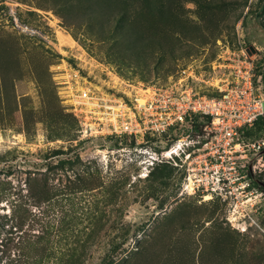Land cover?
<instances>
[{"label":"rangeland","instance_id":"374dc122","mask_svg":"<svg viewBox=\"0 0 264 264\" xmlns=\"http://www.w3.org/2000/svg\"><path fill=\"white\" fill-rule=\"evenodd\" d=\"M90 2L0 0V264H264V190L252 184L264 152L250 196L188 194L176 169L167 185L152 179L151 146L121 144L79 101L88 90L136 106L241 44L264 71L259 0ZM23 198H35L27 217Z\"/></svg>","mask_w":264,"mask_h":264},{"label":"built area","instance_id":"2783aa9c","mask_svg":"<svg viewBox=\"0 0 264 264\" xmlns=\"http://www.w3.org/2000/svg\"><path fill=\"white\" fill-rule=\"evenodd\" d=\"M227 49L209 71L155 89L144 102L136 98V106L88 90L82 91L79 101L93 105L88 111L91 123L106 125L110 118L106 125L110 136L121 144L151 146L153 164L157 160L174 165L183 192H200L204 197L218 193V198L250 196L253 171L262 169L253 159L263 155L264 138L246 140L244 133L264 117V78L257 74L256 53L253 56L242 44L234 51ZM196 117H200L199 131L194 128ZM177 129L181 132L171 137V130ZM166 134L171 144H156ZM218 187H222L219 192Z\"/></svg>","mask_w":264,"mask_h":264},{"label":"trees","instance_id":"16d2710c","mask_svg":"<svg viewBox=\"0 0 264 264\" xmlns=\"http://www.w3.org/2000/svg\"><path fill=\"white\" fill-rule=\"evenodd\" d=\"M89 1H91L90 4H89V6L92 3H94V2L104 1V3H106L105 6H108L109 8H111V11L112 12H115V10H117V9H119V10L126 9L129 6V4L131 3L132 0H89ZM155 1H156L157 4L163 3V0H155ZM116 2L117 3H120V4H123L124 5V8L123 9L118 8L117 5H119V4H117ZM104 3H101L100 5H97V7L103 6ZM257 15L259 17H261L262 24L264 26V0H259ZM261 73H262L263 78H264V71L257 69V74H261ZM206 117L208 118V116H206ZM199 124H200V117H196L195 118L194 128L196 130H198V131L200 130L199 129ZM253 127L257 128L260 131L263 130L264 129V117H260L258 120L255 121V123L252 126L245 128L244 136H245V139L246 140H249V139H252L253 140V138H247V137L251 136V134H252L251 133V130H252L251 128H253ZM172 131L173 130H171V134H172ZM167 137L168 136L166 134V137L164 136L163 138H167ZM171 137H173V134L171 135ZM114 138L116 140H118V138H116V137H114ZM169 145H167L166 147H168ZM61 153H63V150L57 149V150H53L51 155L55 156V155H59ZM47 158H48V156L46 155L44 159H47ZM177 159H179V158L177 157ZM68 163L69 164H74L76 162L75 161H72V160L60 159L58 161V164H56V166H54V167H65V165L68 164ZM49 167L51 168V166H49ZM174 169H176V167L174 165H172L171 163H161V165L159 167H157L156 169H154L151 172V177H152L153 180L158 181L159 183H161L163 185H167L168 184V178L170 179V176L172 174H174V172H175ZM262 175L263 174H260V176L258 178H255V181H253L254 180V177H253V179H252L253 183L252 184L255 183V184H257V186L261 190H264V179L261 177ZM178 182L180 183V181H178ZM44 191H45V189H42V190L40 189V193L41 194H43ZM18 199H15V201L18 202ZM32 199H35V198H23L22 199L23 200V205H24V214H23L22 217H27L25 215H27L28 213H30L29 206H30V204H32L31 203L32 202ZM36 199H38V200H41V199L43 200L44 199V202H46V201L50 200L51 198H36ZM42 210H43V208H42ZM42 210H41V212H42ZM16 217H17V215L15 213L14 219H16ZM21 218H20V220H17L14 223V225H13L14 227H17V230H18V228L19 229L22 228V225H24L23 224V221L21 220ZM44 232H46V229L44 230ZM125 236H127V234H124V233L120 234L119 236H116V238H115L116 239V242H115V244L112 246V248L110 250L111 253H114L119 247H121L123 245L124 240H125ZM18 238L19 239H18L17 243L23 245L25 242L22 239V236L20 235V236H18ZM119 238H120V242L117 240ZM21 258H22V256H20L19 258H15V259H9L4 264H18L20 262ZM112 262H113V260H111V262H109V263L112 264Z\"/></svg>","mask_w":264,"mask_h":264},{"label":"bare ground","instance_id":"6f19581e","mask_svg":"<svg viewBox=\"0 0 264 264\" xmlns=\"http://www.w3.org/2000/svg\"><path fill=\"white\" fill-rule=\"evenodd\" d=\"M136 93H137V91H136ZM142 102H144L143 100H142ZM180 151V149H178L177 151H172V153L174 154V153H176V152H179Z\"/></svg>","mask_w":264,"mask_h":264},{"label":"clouds","instance_id":"9594fccd","mask_svg":"<svg viewBox=\"0 0 264 264\" xmlns=\"http://www.w3.org/2000/svg\"><path fill=\"white\" fill-rule=\"evenodd\" d=\"M156 162H157V160H156Z\"/></svg>","mask_w":264,"mask_h":264}]
</instances>
